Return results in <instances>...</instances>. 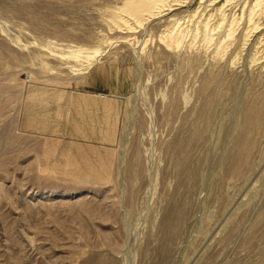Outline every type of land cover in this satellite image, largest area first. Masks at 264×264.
Listing matches in <instances>:
<instances>
[{"label": "rangeland", "instance_id": "1", "mask_svg": "<svg viewBox=\"0 0 264 264\" xmlns=\"http://www.w3.org/2000/svg\"><path fill=\"white\" fill-rule=\"evenodd\" d=\"M0 264H264V0H0Z\"/></svg>", "mask_w": 264, "mask_h": 264}]
</instances>
